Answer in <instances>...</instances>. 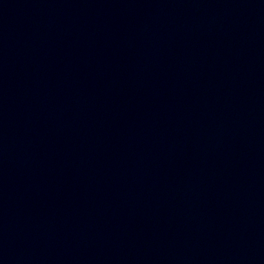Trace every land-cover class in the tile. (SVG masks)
Returning a JSON list of instances; mask_svg holds the SVG:
<instances>
[{
    "label": "water",
    "instance_id": "1",
    "mask_svg": "<svg viewBox=\"0 0 264 264\" xmlns=\"http://www.w3.org/2000/svg\"><path fill=\"white\" fill-rule=\"evenodd\" d=\"M0 264H264V0H0Z\"/></svg>",
    "mask_w": 264,
    "mask_h": 264
}]
</instances>
